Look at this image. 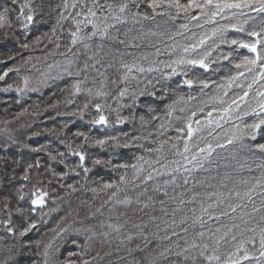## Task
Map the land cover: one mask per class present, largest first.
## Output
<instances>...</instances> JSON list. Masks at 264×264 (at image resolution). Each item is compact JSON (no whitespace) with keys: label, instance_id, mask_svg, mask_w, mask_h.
<instances>
[{"label":"trees","instance_id":"trees-1","mask_svg":"<svg viewBox=\"0 0 264 264\" xmlns=\"http://www.w3.org/2000/svg\"><path fill=\"white\" fill-rule=\"evenodd\" d=\"M143 1L104 0L101 13L93 0H0V14L7 9L11 20L10 28L0 29V75L8 72L0 81V264H226L245 256L264 264L258 234L264 227V173L257 172L264 169V153L255 149V142L264 144V125L250 133L232 130L246 117L234 114L242 103L221 101L229 90L218 93L213 84L208 93H196L186 90L182 78L169 80L155 70L156 56L185 52L172 46L185 38L166 35L175 11H167L164 0H157L155 10L153 0ZM121 4H127L123 13ZM21 5H28L24 16H34V29L16 19ZM106 26L107 35H100ZM19 29L21 38H11ZM132 103L150 112L131 115ZM226 104L228 111L211 110ZM214 113L221 118L208 120ZM101 114L109 126L122 119L115 127L126 124V130L110 136L109 128L93 123ZM262 114H255V123ZM226 131L234 141L227 147L234 170L228 175L241 180L234 188L222 179L205 184L201 176L216 159L214 150L221 149L213 144L215 135ZM195 138L201 139L198 151L190 149ZM99 139L108 142L100 147ZM247 143L253 148L246 149ZM65 164L67 176L58 173ZM201 183L204 197L198 195ZM38 190L48 193L40 209L31 203ZM192 196L195 203L185 202ZM182 200L196 218L165 231L175 215L164 207ZM225 229L234 242L214 245ZM81 250L83 256L75 257Z\"/></svg>","mask_w":264,"mask_h":264},{"label":"snow or ice","instance_id":"snow-or-ice-1","mask_svg":"<svg viewBox=\"0 0 264 264\" xmlns=\"http://www.w3.org/2000/svg\"><path fill=\"white\" fill-rule=\"evenodd\" d=\"M93 4L96 5L97 0H93ZM27 6L28 5H21L20 6V9H21L20 15H18L16 17L17 20L23 19V26L24 27H27L30 23L33 22V19H34V16L32 14H29L27 16L23 15V9ZM159 6L160 5L157 2V0H153V3L151 4L152 9L155 10ZM169 6L171 7L172 5H169ZM175 6L178 8L181 7L178 3ZM67 7H68L67 2H65V8H67ZM72 7H75V4H73ZM100 7H103V6H100ZM193 7L200 9L201 14L210 20H214L215 17L221 16V15H223V16H227V15L236 16L237 14H239L240 16L246 17L245 23H247V20L251 19V17H248V15H247L248 13L255 12V13H257V15L264 16V0H203V3H197L196 0H192L191 3L183 6L185 11H187ZM108 8H109V11L111 12L112 11L111 5H109ZM125 8H127V4H121L118 6V11L120 13H123ZM29 11L31 12L32 10L29 9ZM88 14L90 16H95V12H93L91 8L88 9ZM77 15H82V13H78ZM61 18L63 19L64 17H61ZM151 18L152 17H148V16L144 17V19H151ZM105 19H107V18H105ZM115 19L117 20V22H119V16H116ZM10 27H11V20H10V17L8 15V10L5 9L4 13L0 14V29L10 28ZM107 27L108 26H106L104 31L100 32L99 34L102 36L107 35ZM236 30L239 32H244V28H242V27H237ZM79 31H80V27H79V21H78L77 22V32L72 33L74 44L76 43L77 33ZM91 35L92 36L97 35V30H96L95 26H94V30L91 33ZM248 35L250 37L255 38L254 42H252V43L239 42V47L247 49L249 52H251L253 54V56H252V58L246 57L243 64L237 65V67L238 68L243 67L245 69V71H247L249 73H254V72L258 73L256 78L253 79V83H256L257 79L264 80V26H262L259 31L249 32ZM237 43H238V41H236V40L231 41V44H237ZM184 51L188 52V49L185 48ZM225 59H228V56H225ZM175 63L177 65L188 64V65H192V66H196L198 64L204 69H207L209 67V65L207 63H205V60L203 58H201L199 60H197V59L185 60V59L181 58V59L175 61ZM124 67L128 68V70L131 71V68L128 65H124ZM9 71H12V69H9ZM140 71H144V69L141 68ZM173 71L175 72V70H173ZM69 74H71V73H69ZM7 75H8V72H5L3 75H0V81L4 80ZM240 75H243V73H240ZM233 79H235V77H233ZM186 82L189 85H191V83H192V81H186ZM24 85H25V87H27V85H28L27 79H25ZM204 86L207 87L206 82H205ZM9 87H11V86H9ZM74 87H75L76 92L80 91L79 84L75 85ZM249 88H251V85H249ZM7 90L8 89H5V91H7ZM16 91H21V89L17 88ZM98 94L103 95V93H98ZM120 95L121 96L125 95V92L121 91ZM245 95H247V93H245ZM259 95L264 97V92H261ZM96 108H97V110H101V105L97 104ZM260 109L262 112H264V104L260 105ZM225 111H228V109H225ZM117 122L123 123L124 121L122 119H118ZM93 123L99 124V125H107L108 119L105 115L101 114L98 119L93 121ZM261 125H264V120H261L259 123L252 125L251 127H252L253 132H256L257 130H259L261 128ZM191 133H192V129H191V126H189V135H191ZM80 135H83V134H80ZM252 138L255 139V135H253ZM110 139H115V138H110ZM84 140L87 141L88 137L84 136ZM107 142H108L107 139H99V140L95 141V144L100 146V147H104ZM229 143H231V141H229ZM257 147H258L259 151L264 153V144H259V145H257ZM211 150H212L211 146H209V152ZM185 151H187V148H185ZM201 151H203V150H201ZM79 158H80L81 162L84 161L85 156L82 152L79 153ZM53 159H55V157H53ZM139 159H143V158L141 157ZM95 163L99 164L101 162L99 160H97V161H95ZM123 167L127 168V167H129V165H124ZM131 167L133 169H135L137 167V165H131ZM85 171H88V169H85ZM24 179H26V180L28 179L27 174L25 175ZM149 179H151V177H149ZM109 187H113V185H110V184L105 185V188H109ZM33 195L35 198L32 199L31 203L33 205H37V206L42 207L45 204L44 198L48 195V193L44 192L42 190H38L36 193H33ZM23 198H24L23 195L19 196V199L22 200ZM4 207L7 208L8 205L5 204ZM33 211H35V208H33ZM8 214L10 216L11 212H9ZM32 228H35V224L29 225V227L25 228L24 231H22L20 233V235L21 236L26 235L27 232L30 231ZM8 230L10 232L13 231V229H11V228H9ZM261 246L264 247V230H262V232H261ZM208 259L209 260H213V259L219 260V257H209ZM243 259H248V257L245 256V257H243ZM85 264H87V262H85ZM231 264H240V260L239 259L232 260Z\"/></svg>","mask_w":264,"mask_h":264},{"label":"rangeland","instance_id":"rangeland-1","mask_svg":"<svg viewBox=\"0 0 264 264\" xmlns=\"http://www.w3.org/2000/svg\"><path fill=\"white\" fill-rule=\"evenodd\" d=\"M142 2H144L143 0H141ZM172 1H174V3H172ZM164 8L167 7L168 10H174L175 12L172 14V17H174L175 15L178 14H182V13H187V12H192V10H199L198 8H191L187 11L184 10L183 6L188 5L189 3L192 2V0H164ZM197 3H203V0H196ZM179 4L181 7H176V4ZM169 5H172L171 7ZM163 11V10H162ZM224 29L223 28H219L217 29V33H221ZM210 30L207 29L205 34H209ZM216 36L213 37V40H215ZM225 74V73H224ZM213 77H215L214 75H212ZM222 77L224 79H222V81L218 84L219 87H226L229 86L231 83H233L235 80H241L243 79L242 77L236 76L235 74L231 73V74H225L222 75ZM233 77H235V79H233ZM183 81L185 83L186 87H190V85L186 82V81H198L200 82L202 85L206 83H208V78L207 76H205L204 74L199 73L194 66L192 65H186L185 70H184V74H183ZM240 84V83H239ZM197 85V84H194ZM193 85V88H194ZM242 86H247V85H251V83H249L248 81H243L241 82ZM188 100V99H187ZM185 101V100H184ZM187 103V102H186ZM148 104H152V103H148ZM185 105V104H184ZM146 106V105H144ZM147 107V106H146ZM151 107H155V106H151ZM231 133H229V131L223 132V133H217L214 137V141L213 144L216 145L218 148H221L219 150H214L217 153V157L216 159L213 158V164L208 166L207 168H204L201 172V176L204 177L203 179V183H212L215 184L218 180L219 182H221L222 180L224 181H230L229 183H227L231 188H234L237 186L238 182H241L240 178L238 175L234 176V175H228L231 171H234L232 169V166L229 163V154H227L228 150L227 147L231 144H234V141L232 139ZM229 141H231V143H229ZM127 144H133L130 141H128ZM236 144V143H235ZM248 146L245 147L246 149H252V145L250 143H247ZM256 146L261 144L259 142L255 143ZM201 139L200 138H195L194 142L192 143V145H190V149L191 150H197L201 147ZM256 148V147H255ZM198 151V150H197ZM194 152V151H193ZM225 173V177L223 175V173ZM227 172V173H226ZM257 172L260 173H264V169H257ZM222 179V180H221ZM222 181V183H223ZM237 182V183H235ZM204 187L200 186V190H199V196L200 197H204ZM226 188V184L225 187ZM226 192H233L231 189H228ZM46 200V197L44 198ZM195 198L192 196L191 198L185 200V202L188 203H195ZM183 200L178 203L176 202V206L171 204V201H169V203L164 207L165 209H168L169 212L173 215H175V221L170 223H166L164 226L165 231L168 230H177L180 228L181 225L186 224L188 222H192L195 218H196V212H192L190 214H188L183 206L185 203ZM243 221H240V223H234V226H232L231 229L234 230L235 227H240L241 223ZM233 225V224H232ZM264 230V229H263ZM251 231V230H250ZM210 235V234H209ZM212 235V234H211ZM242 241V239H241ZM214 245L216 244H220L222 242H226V243H232L234 242L233 240H231L227 233L221 234L217 239H215L214 241Z\"/></svg>","mask_w":264,"mask_h":264},{"label":"bare ground","instance_id":"bare-ground-1","mask_svg":"<svg viewBox=\"0 0 264 264\" xmlns=\"http://www.w3.org/2000/svg\"><path fill=\"white\" fill-rule=\"evenodd\" d=\"M97 3H98V5H99V9H100V12L101 13H103V8H104V6L106 5V3L104 2V0H97ZM90 5V4H89ZM100 6H103V7H100ZM3 5H2V3L0 2V10L3 12ZM21 33H22V31L19 29V30H16V32H15V34L14 35H11V38H13V39H15V40H19L20 38H21ZM27 88H29L30 90H31V93H35V91H34V89H32L31 87H27ZM49 89L51 90V86L49 85ZM45 92H49V90L47 89V90H44V92H42V95L45 93ZM39 99H41L42 101L43 100H45V99H43V98H41V96L40 97H38ZM117 110H123V108L121 109V107H118L117 108ZM124 111V110H123ZM131 112V113H130ZM138 112L139 113H144V112H147V113H149L150 112V110H144L142 107H140V106H137L136 105V103H132V105L130 106V108H128V113L129 114H133L134 116H136L137 114H138ZM117 121V120H116ZM116 121L115 122H112V124L109 126V122H108V124L107 125H101L102 127H105V128H109L108 130H107V132H108V134L110 135V136H120L121 135V133L123 132V131H125L126 130V128H127V126L128 125H126V124H120L119 125V128L121 129V130H119V129H117L115 126H116ZM67 169H68V166L65 164V165H63V166H61V167H59L58 168V173L59 174H64V175H66L67 176ZM36 209H40V208H42L41 206H37V205H35L34 206ZM198 207V206H197ZM168 215H170V213H167ZM83 253H84V250H81L80 251V253H78V254H75L74 256L75 257H82L83 256ZM59 256L61 257V254H59Z\"/></svg>","mask_w":264,"mask_h":264}]
</instances>
